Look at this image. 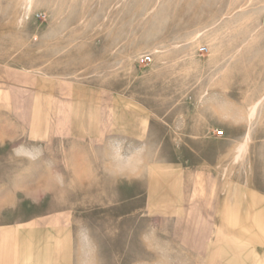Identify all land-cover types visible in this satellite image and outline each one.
<instances>
[{"label": "crops", "instance_id": "obj_1", "mask_svg": "<svg viewBox=\"0 0 264 264\" xmlns=\"http://www.w3.org/2000/svg\"><path fill=\"white\" fill-rule=\"evenodd\" d=\"M125 96L105 83L0 70V264L59 263L77 172L86 192L115 191L118 208L131 193L133 206L166 225L168 264H264V105L249 121L223 104L222 118L213 109L188 121L176 141L168 119ZM114 141L128 158L110 169L103 159ZM61 144L84 147L91 164L61 168Z\"/></svg>", "mask_w": 264, "mask_h": 264}, {"label": "rangeland", "instance_id": "obj_2", "mask_svg": "<svg viewBox=\"0 0 264 264\" xmlns=\"http://www.w3.org/2000/svg\"><path fill=\"white\" fill-rule=\"evenodd\" d=\"M23 1L0 0V70L119 87L127 103L168 119L176 141L188 121L211 119L213 109L222 118L223 104L252 121L249 108L264 93V0H34L27 13ZM145 53L152 61L142 65ZM60 151L61 168L91 164L84 147L61 144ZM76 177L75 221L60 224L58 264H168L163 222L133 206L131 193L118 208L115 191L86 192L84 176Z\"/></svg>", "mask_w": 264, "mask_h": 264}, {"label": "clouds", "instance_id": "obj_3", "mask_svg": "<svg viewBox=\"0 0 264 264\" xmlns=\"http://www.w3.org/2000/svg\"><path fill=\"white\" fill-rule=\"evenodd\" d=\"M142 152L141 148L134 149L132 153H129L128 156L135 155L136 153ZM109 155L122 166L123 161L128 157L124 153V143L122 141H114L109 145Z\"/></svg>", "mask_w": 264, "mask_h": 264}, {"label": "bare ground", "instance_id": "obj_4", "mask_svg": "<svg viewBox=\"0 0 264 264\" xmlns=\"http://www.w3.org/2000/svg\"><path fill=\"white\" fill-rule=\"evenodd\" d=\"M33 2H34V0H24L23 1V7H24V10H25L26 13L31 10ZM261 105L262 106L264 105V93L261 94L258 97V99H256L251 104V106L249 108V114H248L250 116V120H252V117L257 114V111L260 109ZM261 108H263V107H261ZM248 137H249V133L246 135V138H245L243 144L241 145V151L244 150V148L246 146V141L248 140Z\"/></svg>", "mask_w": 264, "mask_h": 264}, {"label": "built area", "instance_id": "obj_5", "mask_svg": "<svg viewBox=\"0 0 264 264\" xmlns=\"http://www.w3.org/2000/svg\"><path fill=\"white\" fill-rule=\"evenodd\" d=\"M199 52L201 55H204L208 52V48L207 46H202V47H199ZM152 61V55L149 54V53H145V54H142L139 58H138V62L142 65H147L149 64L150 62ZM216 134L219 135L221 133L220 130H215Z\"/></svg>", "mask_w": 264, "mask_h": 264}]
</instances>
